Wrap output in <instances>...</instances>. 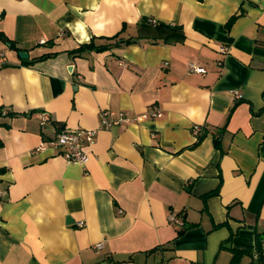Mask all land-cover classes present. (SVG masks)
<instances>
[{
    "label": "crops",
    "instance_id": "0c3cea01",
    "mask_svg": "<svg viewBox=\"0 0 264 264\" xmlns=\"http://www.w3.org/2000/svg\"><path fill=\"white\" fill-rule=\"evenodd\" d=\"M117 33L132 41L72 53ZM149 106L84 165L35 151ZM0 193V264H251L257 238L264 256V0H0Z\"/></svg>",
    "mask_w": 264,
    "mask_h": 264
},
{
    "label": "built area",
    "instance_id": "2783aa9c",
    "mask_svg": "<svg viewBox=\"0 0 264 264\" xmlns=\"http://www.w3.org/2000/svg\"><path fill=\"white\" fill-rule=\"evenodd\" d=\"M151 24H155V20H148ZM222 50H224L222 48ZM188 70L191 72L203 73L205 72L202 66L195 63L188 64ZM233 96L237 99L242 98V94L237 91L232 92ZM162 116V111L156 106H149L140 114H131L129 112H114L108 109H102L99 111L98 119L99 124L96 129H84V128H64L57 132L54 137H50L41 142V144L35 149L38 150H58L67 162L77 163L84 165L88 159L87 146L92 144L94 138L99 129H108L112 126L129 122H141L145 119L159 118ZM50 120L49 114L42 112L40 114V125L46 124ZM203 126L195 124L192 127V133L195 137H198L202 131ZM1 194V193H0ZM167 220L178 227L183 226V219L178 216L174 211L167 215ZM79 227L84 226L83 221H78ZM102 242L95 245V248L100 249Z\"/></svg>",
    "mask_w": 264,
    "mask_h": 264
},
{
    "label": "trees",
    "instance_id": "16d2710c",
    "mask_svg": "<svg viewBox=\"0 0 264 264\" xmlns=\"http://www.w3.org/2000/svg\"><path fill=\"white\" fill-rule=\"evenodd\" d=\"M148 25H149L148 26L149 28H152L158 32H161L162 33L161 38H163V41H165V42L166 41H176L175 39L182 40L184 38V34L182 33V31L179 28H176L174 25L164 24V23H155V24H153V26L151 24H148ZM102 39L105 42L97 44V43H95V38H91L88 43L80 44L76 49L72 50V53L75 55H79L84 51H91V50L104 51V50L110 49L112 47H117L121 43L127 44V43H130L132 41L129 38L123 39V38L119 37V33H117L113 36L107 37V38H102ZM11 46L15 47L14 44H12V43H11ZM49 55L50 54H44L42 56L47 57ZM216 192L217 191L215 190V191L209 193L208 195L214 194ZM183 226H184V223H183ZM182 227L179 229L178 234L183 231ZM221 246H223V245L221 244ZM232 252H233V257L230 261V264H236L239 257L243 254V252H241L239 250H234V249H232ZM255 257H256V259L254 261L253 256H252L251 264H264V256L262 253L260 238H257V251H256Z\"/></svg>",
    "mask_w": 264,
    "mask_h": 264
},
{
    "label": "water",
    "instance_id": "95a60500",
    "mask_svg": "<svg viewBox=\"0 0 264 264\" xmlns=\"http://www.w3.org/2000/svg\"><path fill=\"white\" fill-rule=\"evenodd\" d=\"M19 55H20V57H22V58H26V57H27V53H26L25 51H20V52H19ZM69 69H71V66H70ZM67 220H70V218L68 217Z\"/></svg>",
    "mask_w": 264,
    "mask_h": 264
}]
</instances>
